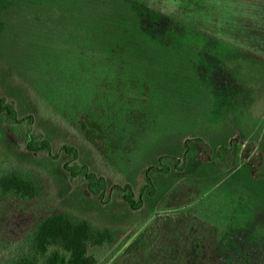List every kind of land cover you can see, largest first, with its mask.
Segmentation results:
<instances>
[{
  "label": "rangeland",
  "instance_id": "obj_1",
  "mask_svg": "<svg viewBox=\"0 0 264 264\" xmlns=\"http://www.w3.org/2000/svg\"><path fill=\"white\" fill-rule=\"evenodd\" d=\"M132 1L0 0V95L20 117L33 116V132L51 141L53 154L76 147L80 162L106 179L105 200L80 187L61 194L47 157L18 152L15 160L50 177L48 201L128 231L112 248L91 249L98 264H133L123 257L126 247L158 215L177 210L221 230L226 256L215 264H264V178L249 163L259 151L264 159V28L254 29L259 44L245 45L257 48L250 51L192 25L190 0H139L198 30L164 45L138 30ZM251 30L224 29L244 37ZM83 120L101 127L98 144ZM187 140V164L176 172L172 159H183ZM198 140L216 162L197 158ZM161 158L169 175L151 171ZM147 169L157 193L131 211L114 187L139 193ZM177 184L189 187L190 204L167 209Z\"/></svg>",
  "mask_w": 264,
  "mask_h": 264
},
{
  "label": "trees",
  "instance_id": "obj_2",
  "mask_svg": "<svg viewBox=\"0 0 264 264\" xmlns=\"http://www.w3.org/2000/svg\"><path fill=\"white\" fill-rule=\"evenodd\" d=\"M130 4L138 30L159 39L164 45L182 33H198L195 27L166 16L142 1ZM33 125V116L20 117L15 102L0 95V264H98L99 259L91 249L112 248L128 231L97 224L63 204L59 206L57 200L48 201L53 187L50 177L17 162L15 156L20 152L31 157H47L45 160L50 162V168H58L61 194L80 187L87 195L103 201L108 183L87 164L80 162L76 147L64 144L59 153L53 154L51 141L33 132ZM82 127L92 143L98 144L97 141L103 138L99 125L83 120ZM197 142L200 150L198 152L196 148L197 158L216 162L210 148L200 140ZM189 143V140L185 142L187 152L183 159H172L176 172L187 164ZM224 150L228 151L225 147L220 148V151ZM249 156L244 154L246 159ZM253 158L254 161H249L253 176L264 178L262 152H256ZM158 165L151 171L169 175L172 168L165 164V158H161ZM149 170L143 172L144 181L139 193L131 185L114 187L131 211L142 209L144 199L157 193ZM189 190L186 185H175L166 201L167 209L188 206ZM106 200L111 201L110 198ZM220 235L219 228L192 211L168 212L158 215L126 247L123 257L133 264H215L226 256V251L219 244Z\"/></svg>",
  "mask_w": 264,
  "mask_h": 264
},
{
  "label": "crops",
  "instance_id": "obj_3",
  "mask_svg": "<svg viewBox=\"0 0 264 264\" xmlns=\"http://www.w3.org/2000/svg\"><path fill=\"white\" fill-rule=\"evenodd\" d=\"M192 25L211 32L225 43L243 48L247 44L257 45L258 35L254 29L264 28V0H190ZM236 32L251 28L250 36L227 33L224 29ZM250 51H257L254 46H245Z\"/></svg>",
  "mask_w": 264,
  "mask_h": 264
}]
</instances>
